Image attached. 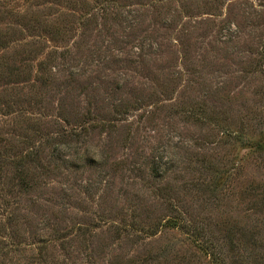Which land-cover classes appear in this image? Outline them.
<instances>
[{
    "label": "rangeland",
    "instance_id": "rangeland-1",
    "mask_svg": "<svg viewBox=\"0 0 264 264\" xmlns=\"http://www.w3.org/2000/svg\"><path fill=\"white\" fill-rule=\"evenodd\" d=\"M264 264V0H0V264Z\"/></svg>",
    "mask_w": 264,
    "mask_h": 264
},
{
    "label": "trees",
    "instance_id": "trees-1",
    "mask_svg": "<svg viewBox=\"0 0 264 264\" xmlns=\"http://www.w3.org/2000/svg\"><path fill=\"white\" fill-rule=\"evenodd\" d=\"M213 262H214V264H217V263H216V259H215L214 257H213Z\"/></svg>",
    "mask_w": 264,
    "mask_h": 264
}]
</instances>
